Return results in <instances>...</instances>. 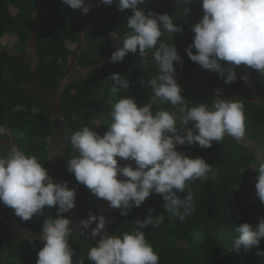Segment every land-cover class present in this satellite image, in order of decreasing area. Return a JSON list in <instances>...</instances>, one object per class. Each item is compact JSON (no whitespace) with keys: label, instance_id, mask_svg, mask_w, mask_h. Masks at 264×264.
I'll return each mask as SVG.
<instances>
[{"label":"trees","instance_id":"obj_1","mask_svg":"<svg viewBox=\"0 0 264 264\" xmlns=\"http://www.w3.org/2000/svg\"><path fill=\"white\" fill-rule=\"evenodd\" d=\"M86 3L91 9L84 14L61 0H0V39L6 37L8 41L0 42V154L17 146L27 155L36 156L54 182L66 181L76 190L73 211L81 218H88L90 210L97 215L105 200L95 197L68 171V160L77 155L70 143L72 133L88 126L102 136L111 123L109 101L134 97L138 105L148 103L152 92L141 80L146 82L158 71L153 62L142 61L138 53H129L117 64L110 62L111 54L122 46L120 40L129 31L126 20L132 15L131 9L119 11L115 3L107 6L100 0ZM139 7L146 13H167L183 28L173 38L165 32L161 39L175 45L181 57V62H174L175 78L186 103L190 107L210 104L219 88L221 99H237L244 105L246 132L239 142L225 136L220 142L213 141L210 148L176 145L177 151L190 158H203L219 172L216 180L190 181L186 191L179 193L183 198L190 190L194 206L183 221L166 212L165 201L154 193L127 216L109 207L105 234L119 236L135 230V221L143 220L151 208L153 216L163 215L164 220L157 227L141 230L158 254L159 264H264L256 247L247 253L228 250L239 235L236 227L247 222L255 228L264 217V205L256 196L254 171L255 155L264 151V75L241 65L235 69L237 80L225 84L218 73L189 59L185 49L193 41L192 25L203 16L200 0H191L189 5L180 0H148ZM112 73L127 79L129 89L110 96L112 81L108 77ZM243 76L248 77L247 82L241 79ZM248 88L251 94L245 91ZM161 109L175 112L170 104L160 101L152 110ZM177 127H181L179 121ZM118 163L125 166L129 161L118 158ZM56 215V207L45 208L42 216L23 221L0 203V264H36L43 247L39 239L43 221ZM64 215L69 219L68 213ZM14 225L26 234L16 231ZM78 225L70 224L73 264H79L81 258L91 264L88 251L98 240L91 237V229L81 234ZM259 249L264 250V239Z\"/></svg>","mask_w":264,"mask_h":264},{"label":"clouds","instance_id":"obj_2","mask_svg":"<svg viewBox=\"0 0 264 264\" xmlns=\"http://www.w3.org/2000/svg\"><path fill=\"white\" fill-rule=\"evenodd\" d=\"M148 0H100L119 11L131 9L126 20L122 46L110 56V62L120 63L129 54H137L144 62H153L158 71L155 77L142 79L141 84L151 89L150 101L138 105L134 97L109 101L111 123L101 136L88 126L74 131L70 137L72 150L77 153L68 160V171L97 198L109 202V207L120 209L127 216L133 207L139 208L152 194H159L163 209L183 221L193 210L192 193L181 198L188 182L216 180L218 170L203 158H190L176 150V145H196L210 148L213 141L225 136L240 141L246 132L244 105L237 99H221L222 90L215 89L216 97L209 103L191 107L181 95L182 88L175 78L174 62H181L175 45L161 39L167 32H183L167 13H147L139 7ZM189 5L191 0H180ZM203 16L192 25V43L185 49L189 59L203 69L219 74L225 84L237 80L236 67L244 65L264 75V0H200ZM73 10L89 13L86 0H61ZM190 11V9H186ZM195 49V53L193 52ZM227 63L228 67L222 66ZM119 73H112L109 95L127 90L130 83ZM247 82L248 77H241ZM157 101L170 104L175 112L157 110ZM178 114V115H177ZM179 121L180 128L177 127ZM191 125V127H189ZM183 131L185 134L180 135ZM119 160L129 161L120 166ZM257 167L256 196L264 205V151L255 155ZM134 162V164L132 163ZM123 177V178H120ZM239 185L236 186V190ZM76 190L67 182H54L46 168L34 155H27L17 146L0 154V203L14 210L23 221L43 215L45 208L56 207L55 218L43 221L39 239L43 247L37 253L36 264H73L74 251L69 245L71 221L64 215L75 208ZM148 215L137 219V228L121 235L104 233L106 220L91 210L87 219L79 221L81 234L91 229V237H99L88 251L91 264H159V256L141 229L157 227L163 215ZM95 222V227H91ZM238 236L228 250L247 253L253 247L264 257L259 244L264 239V217L258 225L247 222L236 227ZM79 264H85L83 258Z\"/></svg>","mask_w":264,"mask_h":264},{"label":"rangeland","instance_id":"obj_3","mask_svg":"<svg viewBox=\"0 0 264 264\" xmlns=\"http://www.w3.org/2000/svg\"><path fill=\"white\" fill-rule=\"evenodd\" d=\"M0 42L2 44L8 43V41L6 40V37H2L0 39ZM13 42H15V41H13ZM86 48H87V45H83V49H86ZM245 91L247 92V94H251L250 88L246 89ZM100 215H103L105 217V220L107 223L108 215H109V202L105 201V203L101 206V208H100V210L96 216H100ZM68 217H69V220L71 221L70 224H72V225H74L75 223H79V221L81 219H87V218H81V217L77 216L76 213L73 211V209L70 212H68ZM13 227L19 233L24 234V235L26 234V232L20 226L14 225ZM91 227H95V222L92 224ZM103 231L105 233V229ZM96 238H97V240L99 239L98 236Z\"/></svg>","mask_w":264,"mask_h":264}]
</instances>
